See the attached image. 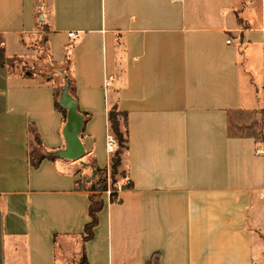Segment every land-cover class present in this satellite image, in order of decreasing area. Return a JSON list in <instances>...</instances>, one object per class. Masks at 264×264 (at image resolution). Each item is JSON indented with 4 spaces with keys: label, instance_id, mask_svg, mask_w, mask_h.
<instances>
[{
    "label": "crops",
    "instance_id": "obj_1",
    "mask_svg": "<svg viewBox=\"0 0 264 264\" xmlns=\"http://www.w3.org/2000/svg\"><path fill=\"white\" fill-rule=\"evenodd\" d=\"M40 12L47 57L36 0H0V264H264V0H43ZM50 66L71 81L86 154L34 167L31 126L46 153L65 147ZM115 105L128 120L120 201L102 192L85 239Z\"/></svg>",
    "mask_w": 264,
    "mask_h": 264
},
{
    "label": "trees",
    "instance_id": "obj_2",
    "mask_svg": "<svg viewBox=\"0 0 264 264\" xmlns=\"http://www.w3.org/2000/svg\"><path fill=\"white\" fill-rule=\"evenodd\" d=\"M44 28L47 30L46 25H44ZM46 30L45 32H47ZM44 40L46 42L48 40V37L45 36ZM13 59L16 60L17 58H13ZM11 60L12 59H9L7 61V64H9L10 67H13V63L11 62ZM22 70L27 75L33 74V71L27 68L26 66H24ZM70 91L71 92L73 91L72 86H71ZM60 92L61 90L59 88L55 90V93H54L55 106L62 112L63 117L66 119L67 109L61 106L59 103ZM86 115H89V114H86ZM127 122H128L127 112L119 110L116 105L109 110V130L116 137L117 142H118V147L112 154L111 164H110L111 180H112V192L110 194V199L112 202L120 201L118 192L116 188L113 187V184L117 180V175L121 172L120 166H121L122 154L128 148ZM30 131L33 134V138L36 144L29 152L30 164L34 167H39L43 159L57 158V157L50 156L45 152L43 142L34 126H31ZM91 164L94 168L95 176L93 178L92 187L89 189L90 191L89 196H90V201H91L90 206H89V215L91 216V221L88 222L85 226V231L87 233V235L85 236V239H90L91 237H93V234H94L93 229L98 223V213L102 209L103 204H104V201L102 198V192L108 189V182H107V179H108L107 170L108 169L98 167L95 164V161H92ZM88 165L89 163H83L82 167L79 168L78 171L84 170L83 168H86ZM132 185L133 183L131 181L126 184V186L128 187H131ZM77 188H86L84 187L82 180L77 182ZM83 261H86V256L83 257Z\"/></svg>",
    "mask_w": 264,
    "mask_h": 264
},
{
    "label": "water",
    "instance_id": "obj_3",
    "mask_svg": "<svg viewBox=\"0 0 264 264\" xmlns=\"http://www.w3.org/2000/svg\"><path fill=\"white\" fill-rule=\"evenodd\" d=\"M70 90L71 81L66 78L59 96L60 105L67 109L66 122L63 127L65 147L49 151L47 154L53 157L78 160L82 159L86 154V149L80 136L84 127L85 117L83 113L79 111L77 99ZM93 175H95V171Z\"/></svg>",
    "mask_w": 264,
    "mask_h": 264
},
{
    "label": "rangeland",
    "instance_id": "obj_4",
    "mask_svg": "<svg viewBox=\"0 0 264 264\" xmlns=\"http://www.w3.org/2000/svg\"><path fill=\"white\" fill-rule=\"evenodd\" d=\"M42 3H43V0H36V13H35V17H36V22H37V24H38V26H39V29H40V33L36 36V44H35V47H37L38 49H39V52L41 53V56H44V57H47L46 55V46H45V40H44V37L45 36H47L46 34H47V32H45V28H44V20L42 19V14H41V10H42ZM47 31V30H46ZM18 59V58H17ZM16 59V60H17ZM15 59H12L11 60V62L13 63V66H15V62L16 61H14ZM17 67L18 68H23L24 67V65L23 64H20V63H18V61H17ZM42 70H46V71H48V72H52V74H55V73H58L59 74V76H58V78H59V81H60V84H61V86H63L64 85V82H65V74H66V72H65V70L63 69V71H62V69L60 70V72H59V70H57V68L56 67H54V66H50V67H40ZM59 89L61 90V88L59 87ZM259 129L262 131V138H261V140L263 139L264 140V128L262 127H259ZM111 154V157H112V154L113 153H110ZM91 161V160H90ZM90 163V162H89ZM110 164H111V161H110ZM110 169V166L109 167H107V169ZM122 172H120L118 175H117V178H122ZM87 176H89V174L87 175ZM112 187V186H111Z\"/></svg>",
    "mask_w": 264,
    "mask_h": 264
},
{
    "label": "built area",
    "instance_id": "obj_5",
    "mask_svg": "<svg viewBox=\"0 0 264 264\" xmlns=\"http://www.w3.org/2000/svg\"><path fill=\"white\" fill-rule=\"evenodd\" d=\"M70 36H74V33L71 32L69 33ZM228 42H230V40H227ZM113 81V76H109L106 80H105V85L107 87H110L111 86V83ZM264 140H260L256 143V147H255V152L256 154L258 155H261L263 154L264 155ZM118 147V142H117V139L116 137L111 133L109 132V134L107 135V150L109 153H114V151L117 149ZM107 176H108V179H107V182H108V189L106 191H108L109 193L112 192V187H111V170L108 168L107 170Z\"/></svg>",
    "mask_w": 264,
    "mask_h": 264
}]
</instances>
